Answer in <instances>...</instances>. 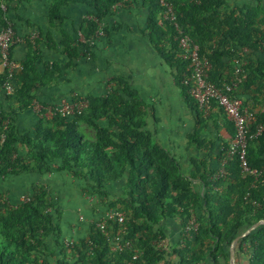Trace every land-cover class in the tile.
Listing matches in <instances>:
<instances>
[{"label": "trees", "instance_id": "obj_1", "mask_svg": "<svg viewBox=\"0 0 264 264\" xmlns=\"http://www.w3.org/2000/svg\"><path fill=\"white\" fill-rule=\"evenodd\" d=\"M2 1L6 2V11L0 7V27L12 15L10 0ZM120 1L123 0H51L50 26L62 22V5L83 3L92 9L90 17L84 18L79 26L87 42L78 43L76 37L72 40L66 34L63 36L62 46L68 57L63 68L74 67L80 55H87L99 21ZM142 1L148 8V39L172 69L186 103L196 110L198 127L191 140L202 146L204 140L198 135L204 119L182 83L187 63L177 55L175 27L169 21L159 24L162 6L158 0ZM167 1L172 5L178 26L208 58L209 78L213 82L220 85L233 79L232 59L243 48L260 52L264 57V17L258 15L257 6L229 5L226 0ZM47 39L48 47L55 46L49 33ZM38 43L35 38L28 44L27 56L15 73L16 88L6 95V100L14 102L19 111L32 106L34 89L56 77L57 62L52 66L46 64L43 74L38 70L41 57ZM80 46L86 51L80 50ZM234 95L246 106L250 107L249 100L264 105V59L248 60ZM87 99L89 106L83 114L39 118L33 131L21 138L27 157L16 151V144L21 141L15 125L16 108L10 106L6 110L0 103V176L30 171L45 174L51 170L49 162H52L72 178L84 179L90 188L104 194L105 185L127 174L122 201L126 208L124 239L130 246L112 251L109 240L95 224L90 225L87 238L63 244L58 240L57 225L61 212L48 190L36 185L31 197L19 204H11L0 193V264H47L42 255L45 239L50 235L55 236L56 246L60 248L63 257L60 264H159L161 261L204 264L208 259L220 264V258L229 264L224 244L229 246L246 228L264 219V110L251 124L250 134H255L259 125L263 131L248 140L247 148L250 166L262 170V175L254 182L252 176L242 173L237 157H233L226 164L224 176L215 178L216 171L201 173L206 192L200 197L189 181L171 167L169 153L156 143L154 132L146 128L148 105L126 79L112 78L105 94L89 95ZM81 121L92 128L91 135L80 127ZM196 208L200 210L198 216ZM193 216L198 228L192 240L182 237L184 244L170 251L158 244L163 233L157 225L162 220L178 218L184 229ZM109 226L111 234L118 228L115 222ZM135 250L139 251L136 258ZM234 251L236 264H264V224L241 237ZM174 257H178V262H173Z\"/></svg>", "mask_w": 264, "mask_h": 264}, {"label": "crops", "instance_id": "obj_2", "mask_svg": "<svg viewBox=\"0 0 264 264\" xmlns=\"http://www.w3.org/2000/svg\"><path fill=\"white\" fill-rule=\"evenodd\" d=\"M234 1L226 0L228 4ZM123 2V6L112 9L108 16L99 21L102 26L106 25V33L90 43L87 55H80L75 60L74 67L63 68L62 64L68 60L62 46L63 36L66 34L74 40L82 20L90 17L91 7L83 3L62 5V22H55L50 26L48 13L51 0H10L11 18L17 35L11 55L18 64L17 71L21 69V64L27 56L28 44L37 38L41 53L37 62L40 73H44L46 64L52 66L55 62L58 63L56 77L33 90L38 102L50 104L61 98L71 99L74 94L85 97L103 95L109 90L112 78L126 79L147 103L146 128L154 132L156 143L169 153L172 159L171 167L185 177L191 189L202 197L206 187L200 175L204 170L217 171L223 148L233 136V125L217 105H212L205 113L199 110L204 125L198 138L204 140L203 145L199 146L191 140L198 127L197 112L186 103L181 89L175 82L172 69L157 54L148 39V8L142 0ZM48 33L55 46L48 47ZM80 47V50L86 51L85 47ZM241 51L246 61L257 57L264 59L260 52H252L249 49ZM0 103L6 110H9L10 106L16 108L14 116L17 130L21 123L20 117H30L28 120L33 123L31 132L33 131L38 119L33 116L32 106L19 111L14 102L6 100V94L3 92H0ZM249 105L258 118L264 110V105L252 100H249ZM33 117L37 120L34 121ZM126 176L127 174L110 184L118 183L124 187ZM111 185L108 184V187ZM195 211L200 212L197 208ZM57 225L60 230L58 240L66 245L68 242L87 238L91 224ZM157 228L163 233L159 244L162 248L170 251L180 244L183 231L180 219L162 220ZM230 245L224 244L228 253ZM43 252L42 256L47 260V264H60L63 260L53 235L45 239ZM239 260L245 261L243 257H239ZM173 262H178V257H174ZM219 262L224 264L225 260L220 258ZM204 264L213 262L208 259Z\"/></svg>", "mask_w": 264, "mask_h": 264}, {"label": "built area", "instance_id": "obj_3", "mask_svg": "<svg viewBox=\"0 0 264 264\" xmlns=\"http://www.w3.org/2000/svg\"><path fill=\"white\" fill-rule=\"evenodd\" d=\"M158 1L162 6L159 24L163 25L166 21L173 23L176 30L174 39L177 42V55L187 63L182 83L187 87L189 95L196 103L198 109L203 113L207 112L212 104L215 103L223 111L234 128L233 136L227 145L224 156L220 160L214 177L224 176L227 162L233 157H237L242 173L252 176L255 182L262 175V170L253 168L249 164L247 156L248 140L253 136L259 135L263 131V126H257L256 133L253 135L250 134V126L257 120L256 115L251 108L244 105L239 96L234 95V91L242 82L247 63L242 55V51L232 59L234 65L233 79L220 85L213 82L209 78L211 64L208 58L201 53L200 46L178 26L175 21L176 17L172 5L167 0ZM123 5L124 2L120 1L112 9ZM0 7L3 11H6V2L2 1ZM102 35L103 26L99 22L96 36L90 43ZM76 41L78 43L87 42V39L80 30L77 32ZM16 42L17 35L14 28V21L10 16H7L5 25L0 27V68L3 74L0 92L6 95L12 94L16 88L15 73L17 72L18 64L12 58L10 52V48ZM242 50H247V48H243ZM88 106L89 102L87 97L78 94H74L71 99L61 98L47 105L36 100L32 104L33 111L39 115V118L46 119H50L54 115L72 117L76 114H83L87 111ZM80 218L82 217L80 216ZM108 218L117 223L118 226L113 234L109 231L110 226L107 220H97L95 225L109 240L111 250L120 251L123 246H130V242L124 239V234L126 233L124 213L119 210H112ZM197 228L198 221L193 216L184 227L182 237L192 239ZM161 240L162 238L158 241V244H160ZM180 244H184L183 239H181ZM138 252V250H135L134 258L137 257Z\"/></svg>", "mask_w": 264, "mask_h": 264}, {"label": "rangeland", "instance_id": "obj_4", "mask_svg": "<svg viewBox=\"0 0 264 264\" xmlns=\"http://www.w3.org/2000/svg\"><path fill=\"white\" fill-rule=\"evenodd\" d=\"M242 3L257 6L258 15L264 17V0H243L242 2L235 0L229 5H242ZM105 26L103 25V34L106 33ZM33 116L39 119V115L35 112ZM28 118L20 117L21 123L18 130L20 140L26 132H31L33 123ZM33 119L37 120L34 117ZM79 125L87 134H92V128L83 121ZM16 151L25 157L28 156L22 140L16 144ZM49 164L51 170L45 174L30 171L19 175L0 176V193L11 204H19L31 197L36 185L45 187L61 212L59 224H96V221L101 219L107 220L108 224H113V221L108 218L112 210H119L126 216V208L122 201L125 192L123 186L116 183L109 184L111 186L108 187L107 184L103 189L105 193L102 194L90 188L84 179H74L56 164L52 162ZM195 214L198 216L200 212Z\"/></svg>", "mask_w": 264, "mask_h": 264}, {"label": "water", "instance_id": "obj_5", "mask_svg": "<svg viewBox=\"0 0 264 264\" xmlns=\"http://www.w3.org/2000/svg\"><path fill=\"white\" fill-rule=\"evenodd\" d=\"M264 224V219H260L248 228H246L240 235L236 236L231 245H230V251H229V264H235V254H234V245L235 243L243 236L257 228L259 225Z\"/></svg>", "mask_w": 264, "mask_h": 264}]
</instances>
